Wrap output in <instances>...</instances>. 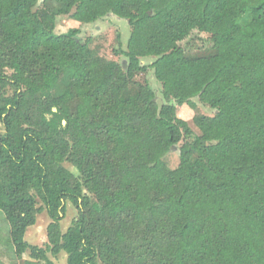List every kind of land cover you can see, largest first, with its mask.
Segmentation results:
<instances>
[{"label": "trees", "instance_id": "16d2710c", "mask_svg": "<svg viewBox=\"0 0 264 264\" xmlns=\"http://www.w3.org/2000/svg\"><path fill=\"white\" fill-rule=\"evenodd\" d=\"M108 15L130 27L112 52L124 66L54 32ZM148 71L160 101L136 80ZM194 100L212 110L199 134L177 116ZM0 125V211L23 264H264V0H0ZM42 210L44 248L25 241Z\"/></svg>", "mask_w": 264, "mask_h": 264}, {"label": "rangeland", "instance_id": "374dc122", "mask_svg": "<svg viewBox=\"0 0 264 264\" xmlns=\"http://www.w3.org/2000/svg\"><path fill=\"white\" fill-rule=\"evenodd\" d=\"M69 29H78V37L83 41L89 40L91 48L100 56L108 60L116 61L122 66L125 65L122 55L115 57L112 54L114 50L121 51L126 49L127 40L130 35V27L125 20L112 15H108L102 19H97L94 16H87L79 21H72L68 17H59L56 19L54 29L56 34L66 33ZM189 45L193 49V52H199L203 49V44L195 38H192ZM150 61H152V59H145L143 60V64L147 65ZM136 80L140 83L148 82L150 87L156 92L157 98H159L160 101L159 93L161 87L150 71L138 75ZM194 102L197 104V109L195 111L183 105L178 107L177 116L186 121L193 132L199 134L202 132L203 126L195 119V116L198 114L211 116L212 110L199 104L197 100H194ZM2 134L3 129L0 125V136ZM165 161L169 167L174 168L178 164V149H172L165 157ZM65 167L76 174V170L70 165L65 164ZM38 206H41L40 203ZM65 209V215L62 216L60 222L62 233L67 230L72 220L77 215L76 209L69 203H66ZM50 222L51 219L47 212L42 210L36 217V224L27 229L25 241L30 245L44 248L47 242L46 228ZM28 257V253H25L20 259L15 256L9 237V226L5 221L3 213L0 211V261L2 264H23L25 260H29ZM48 258L53 264H67V255L64 252H61L55 257L48 254Z\"/></svg>", "mask_w": 264, "mask_h": 264}]
</instances>
